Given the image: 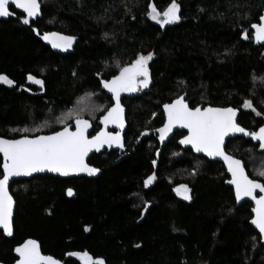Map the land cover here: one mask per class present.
<instances>
[{
	"label": "trees",
	"instance_id": "obj_1",
	"mask_svg": "<svg viewBox=\"0 0 264 264\" xmlns=\"http://www.w3.org/2000/svg\"><path fill=\"white\" fill-rule=\"evenodd\" d=\"M171 2L41 0L40 14L28 24L13 7L14 15L0 21V75L14 81H0V137L6 139L58 131L74 124L76 113L93 124L94 135L115 103L101 81L138 54L153 53L148 86L121 102L129 151L123 158L114 149L94 153L89 162L102 170L94 179L45 175L11 185L15 234L9 239L0 230L4 264L16 261L14 248L27 238L64 264H83L69 255L74 252L105 264H264V244L250 223L253 203L238 204L224 165L183 149L185 131L163 141L157 131L165 122L163 105L178 97L191 108H237L238 124L248 132L264 126V45H254L251 27L260 23L264 0H176L181 19L165 27L147 15L149 5L162 13ZM53 30L76 38L73 52L58 54L45 44L44 34ZM245 100L255 112L243 107ZM259 145L237 133L226 151L264 183ZM2 164L0 155V175ZM180 185L191 199L177 193Z\"/></svg>",
	"mask_w": 264,
	"mask_h": 264
},
{
	"label": "snow or ice",
	"instance_id": "obj_2",
	"mask_svg": "<svg viewBox=\"0 0 264 264\" xmlns=\"http://www.w3.org/2000/svg\"><path fill=\"white\" fill-rule=\"evenodd\" d=\"M10 4H14L16 8L22 9L26 13V17L22 20L24 24H28L30 18L37 17L40 14L41 0H0V17L14 15L10 12ZM149 8L150 11L147 15L161 26L181 19L179 15L180 5L176 0H172L162 13L156 9L155 5H149ZM259 19L261 23L251 25L255 30L254 38L258 42L264 41V16ZM244 36L247 38L246 33H244ZM44 39H50L54 48H69L75 38L58 33H45ZM152 58L153 53L151 52L147 55L138 54L133 62L119 68L118 75L112 76L110 80L101 81L102 87L111 93L115 101L106 110V114L101 117L105 125L114 124L123 129L124 109L120 103L121 93L136 92L139 88L148 86V62ZM27 79L38 85L43 84L42 80L36 79L31 74L27 76ZM0 81L9 85L14 83L4 75H0ZM243 107L252 109L255 112L249 100L244 101ZM163 109L167 119L163 126L157 130L159 139L163 141L174 126L180 125L188 129V135L180 140L181 144L191 145L196 152H203L209 157L222 158L227 165L228 172L231 173L232 179L229 183L235 186L236 199L239 201L242 197H250L255 201L256 207L253 209L255 216L252 224L264 235V194L256 195L257 189L260 193H264V183L250 179L245 172L242 161L227 155L222 147L225 137L230 134L243 133L253 139H258L260 148L264 149V126H261L256 132H248L237 124L234 119L237 109L231 107L190 108L184 97H178L171 103L164 104ZM256 114L261 115L258 112ZM69 115H71V112ZM74 125V131L70 130V126L65 125L61 130L53 131L48 135L31 137L23 135L18 139L0 137V153L3 154L2 175H0V227L7 235L12 234L13 228V198L8 191L10 178L31 175L45 169L62 175H67L70 172H85L92 175L98 172L99 169L90 167L85 158L93 149L99 151L104 145L111 147L114 144L123 147L120 131L106 132L101 129L95 135L89 137L86 133L91 126L90 121L82 118L79 113L75 115ZM11 131L15 132L17 130L11 129ZM20 131L26 130L22 129ZM153 164H155V161H153ZM259 175L264 176V170H261ZM154 179L155 175H150L145 181V186ZM176 191L184 199H191L187 185H180ZM67 194L71 196L73 194L72 189H68ZM14 251L19 256L15 264H61L59 260L51 255H43L38 242L32 239L26 240ZM69 255L80 257L83 264H105L102 258L94 259L87 252H74Z\"/></svg>",
	"mask_w": 264,
	"mask_h": 264
},
{
	"label": "water",
	"instance_id": "obj_3",
	"mask_svg": "<svg viewBox=\"0 0 264 264\" xmlns=\"http://www.w3.org/2000/svg\"><path fill=\"white\" fill-rule=\"evenodd\" d=\"M11 7H13L16 11L21 12L22 14H24V15L26 16V13H25L22 9H18V8H16L14 4H10V5H9V9H10V12H11V13H13V11L11 10ZM40 10H41V9H40ZM12 16H13V15H10V16H8V17H0V21H1V20L7 21V20H9ZM262 16H264V12H263ZM34 18H35V17H34ZM30 19H33V18H30ZM260 23H261V21H260ZM256 24H258V23H256ZM167 25H168V24L164 25V27L167 26ZM253 31H254V34H255V30H254V29H253ZM47 33H58V34H61V35H63V36H71V37H74V36H72V35H69V34H66V33H63V32L57 31V30L49 31V32H47ZM74 38H75V37H74ZM43 40H44L45 44H46L48 47H50L51 50H52L53 52L58 53V54H62V55H66V54H69V53L73 52V50H74V48H75V46H76V41H77L76 38H75V39L72 41V45H71V47H69V48H54V47L52 46V43H51V40H50V39H49V40H46V39H44V36H43ZM254 45H264V41H259V42H258V41H256L255 38H254ZM188 106H189V105H188ZM189 107H190V106H189ZM207 107H211V106H207ZM226 107H230V106H226ZM226 107H214V108H226ZM190 108H191V107H190ZM231 108H234V107H231ZM202 109H203V108H202ZM234 109H237V108H234ZM239 115H240V110L237 109L236 116L234 117V119H235V121H236L237 124H238V120H239ZM166 119H167V117H166V114H165V121H166ZM164 123H165V122H164ZM90 125H91V126L89 127V129H88V131H87V133H86L89 137H91L90 134L92 133V130H93V124H92L91 122H90ZM69 126H70V130H73V131L75 130V125H74V124H71V125H69ZM162 126H163V125H162ZM101 129H104V131H106V132H115V131H110L108 128H104V127L101 128ZM101 129H100V130H101ZM60 130H61V129H60ZM100 130H98L97 132H99ZM58 131H59V130H58ZM177 131H185L186 134H185L184 136H187V135H188V129H187V128H184V127H182V126H180V125H176V126H174V128L172 129V131L169 132V133L165 136V138H167V139L172 138V137L175 135V133H176ZM97 132H96V133H97ZM96 133H95V134H96ZM49 134H51V133H49ZM95 134H94V135H95ZM39 135H48V134H39ZM235 135H237V133H235V134H230L229 136L225 137V142H224V144H223L222 147H223L224 152H225L227 155H231L230 153H228V152L226 151V146H227L228 140L231 139V138H233ZM92 136H93V135H92ZM184 136H183V137H184ZM30 137H31V136H30ZM121 137H122L123 147H120V146L114 144V145H112L111 147H109L108 145H104V146H102V147L100 148L99 151H96L95 149H93V150L88 154V156L85 158L86 163H87L90 167H95L94 165L90 164V162H89L91 156H92L94 153H101V152H104L105 150H110V149H117L118 151L123 152L124 149H125V139H124V134H123V132H121ZM183 137H182V138H183ZM18 138H20V137H18ZM18 138H14V139H18ZM182 138H181V139H182ZM181 139H180V140H181ZM179 144H180V146H181L183 149H191L196 155L203 156V157H205V158H207L208 160H211V161L221 162V163L224 165V167L226 168V170H227V165H226V163L223 161L222 158H220V157H215V158H213V157H209V156H207V155H206L205 153H203V152H196V151L192 148L191 145L181 144L180 141H179ZM0 155H1L2 158H3V154L0 153ZM231 156H233V155H231ZM233 157L236 158V159L241 160L240 158H237V157H235V156H233ZM241 161H242V164H243V166H244V168H245V172H246V174L249 176L248 171H247V169H246V167H245V163H244V161H243V160H241ZM95 168H97V167H95ZM97 169H99V171L96 172L95 174H92V175H89L88 173H85V172H80V173L70 172V173H68L67 175H62L61 173L52 172V171H48L47 169H45L44 171L35 172V173H32L31 175H27V176H25V175H20V176H15V177L10 178V180H9V184H8V191H9V194H10V195L12 196V198H13V217H12V225H13V228H12V234H11V235H7V234L3 231L2 227H0V230H1V231L3 232V234H4L7 238H9V239H10V238H13V236H14V234H15V229H14V217H15V213H16L17 202H16L15 197L13 196V194H12V192H11V185H12L15 181H19V180H28V179H32V178L37 177V176H45V175L58 176V177H61V178H64V179H75V178H89V179H94V178H98V177L102 174V170H101L100 168H97ZM227 174L229 175L230 180H231V179H232V177H231V173H229L228 170H227ZM249 178H250V179H253V178H251L250 176H249ZM230 180H229V181H230ZM254 180H255V179H254ZM258 181H259V180H258ZM259 182H261V181H259ZM261 183H263V182H261ZM229 184H230V183H229ZM230 186L233 188L234 193H235V186L232 185V184H230ZM68 189H72L73 194H72L71 196H69L68 194H67V195H68L69 197H73V196L75 195V190H74L73 188H71V187H69ZM68 189H67V190H68ZM261 194H264V193H260L259 190L257 189V190H256V195L259 196V195H261ZM235 198H236V196H235ZM236 200H237V199H236ZM245 201H249V202L253 203V209L256 207V205H255V201H253L250 197H242L239 201L237 200L238 204H242V203H244ZM149 206H150V204H147V206L145 207V209H144V213H143L141 219L146 215V212L148 211V207H149ZM253 209H252L253 217H252L250 223H251L252 227H253L255 230L258 231V233H259L260 236H261V240H262V242H263V244H264V235H262V234L260 233L259 229H258L254 224H252V220H253V218H254V216H255V213L253 212ZM28 239H32V240H35V241L38 242L39 247H40V251H41V253H42L43 255H51V254H47V253H44V252H43V250H42V245H41V243H40L37 239H35V238H27L26 240H28ZM26 240H24L22 243L18 244L16 247H18V246H20L21 244H23ZM16 247H15V248H16ZM15 248H14V249H15ZM14 254H15L16 258L18 259L19 256H18V254H17L15 251H14ZM51 256H52L53 258L59 260V261L61 262V264H64V262H63L62 260L58 259L57 257H55V256H53V255H51ZM17 259H16V260H17ZM15 262H16V261H15ZM15 262H14L13 264H15ZM0 264H4V263L0 261Z\"/></svg>",
	"mask_w": 264,
	"mask_h": 264
},
{
	"label": "flooded vegetation",
	"instance_id": "obj_4",
	"mask_svg": "<svg viewBox=\"0 0 264 264\" xmlns=\"http://www.w3.org/2000/svg\"><path fill=\"white\" fill-rule=\"evenodd\" d=\"M146 87H143V89L141 88V89H138L136 92H132V93H121V100H120V103L122 102V100L124 99V97H131V96H133V95H137V94H139L140 92H142L144 89H145ZM111 94V93H110ZM121 105H122V103H121ZM123 117H124V112H123ZM100 123H101V127H100V129L101 128H108L110 131H120V132H123V134H124V139H125V149H124V151L123 152H120V151H118L117 149H114L118 154H119V159L120 158H123L125 155H126V153L127 152H129L128 151V149H126V137H125V133L127 132L126 131V129H125V120H124V127H123V129H120V128H118L116 125H114V124H108V125H105L103 122H102V120L100 121ZM100 129H98V130H100ZM97 130V131H98ZM96 131V132H97ZM95 132V133H96ZM157 137V136H156ZM111 150V149H110ZM105 151H109V150H105Z\"/></svg>",
	"mask_w": 264,
	"mask_h": 264
},
{
	"label": "rangeland",
	"instance_id": "obj_5",
	"mask_svg": "<svg viewBox=\"0 0 264 264\" xmlns=\"http://www.w3.org/2000/svg\"><path fill=\"white\" fill-rule=\"evenodd\" d=\"M154 22H156V21H154ZM156 23H158V22H156ZM2 82V81H1ZM33 82V81H32ZM142 89H143V87H141ZM141 88H139V89H141ZM93 97V94H88V97ZM53 118H55L54 117V115H53V113L51 112V113H49V115H48V118H47V122H49V123H51V121L53 120ZM258 140V139H257ZM182 191V190H181ZM137 195H141L140 193H137ZM180 195V194H179ZM180 196H182V195H180ZM137 202H138V204H139V202L141 203V201H140V198L139 199H137ZM142 203H143V206H144V204L146 203V201H142ZM79 259H80V257H79ZM81 260V259H80ZM82 261V260H81Z\"/></svg>",
	"mask_w": 264,
	"mask_h": 264
},
{
	"label": "bare ground",
	"instance_id": "obj_6",
	"mask_svg": "<svg viewBox=\"0 0 264 264\" xmlns=\"http://www.w3.org/2000/svg\"><path fill=\"white\" fill-rule=\"evenodd\" d=\"M253 38H254V35H253ZM227 171V170H226Z\"/></svg>",
	"mask_w": 264,
	"mask_h": 264
}]
</instances>
